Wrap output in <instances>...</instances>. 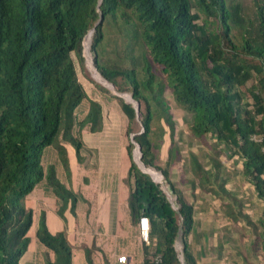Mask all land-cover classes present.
I'll list each match as a JSON object with an SVG mask.
<instances>
[{"label":"trees","instance_id":"16d2710c","mask_svg":"<svg viewBox=\"0 0 264 264\" xmlns=\"http://www.w3.org/2000/svg\"><path fill=\"white\" fill-rule=\"evenodd\" d=\"M91 31L100 73L95 71L114 86L98 80L114 90L96 85L100 101L87 93L78 72L85 68ZM118 93L132 95L139 116ZM116 100L125 135H134L125 178L130 216L135 226L142 217L150 222L144 264H182L180 230L184 264H196L187 250L196 207L155 155L165 149L168 165L178 155L170 142L163 145L165 134L174 143L173 104L189 115L193 137L212 140L216 151L209 153L208 169L190 156L193 177L184 185L192 195H198L199 181L206 194L224 200L220 173L231 168L264 202V0H0V264H20L28 251L34 224L28 198L36 188L49 185L62 217L76 203V194L59 178L70 167L66 146L80 160L83 131L101 132L104 107ZM136 144L144 164L162 172L177 208L134 161ZM258 225L264 229V212ZM37 237L54 252L47 264H73L66 234L49 232L45 212Z\"/></svg>","mask_w":264,"mask_h":264},{"label":"crops","instance_id":"0c3cea01","mask_svg":"<svg viewBox=\"0 0 264 264\" xmlns=\"http://www.w3.org/2000/svg\"><path fill=\"white\" fill-rule=\"evenodd\" d=\"M105 125L104 119L101 132L83 131L85 147L80 160L74 148L66 146L72 176L67 178L62 171L59 178L78 197L74 205L73 202L68 204L63 217L59 214L58 198L46 183L29 196L34 224L29 232L28 251L20 264H47L55 259L54 252L37 237L42 212H45L51 234H66L73 248V264H90L86 249L91 250L93 264H119L118 258L123 255L133 264H144V241L139 227L132 222L128 206L129 187L125 178L130 168V156L127 145L117 146L113 143L114 135H106L107 145L103 146L104 139L101 140L99 135H104ZM231 170L227 169L228 176L232 177L225 179L231 195H226L222 201L206 194L199 181L197 196L192 195L188 185L179 182L184 186L188 200L196 207V224L188 239L192 250L187 248L196 258V264H264V229L258 225L264 202ZM236 201L243 203V208L247 206V214H241ZM233 211L239 216V224L230 219L234 217Z\"/></svg>","mask_w":264,"mask_h":264},{"label":"rangeland","instance_id":"374dc122","mask_svg":"<svg viewBox=\"0 0 264 264\" xmlns=\"http://www.w3.org/2000/svg\"><path fill=\"white\" fill-rule=\"evenodd\" d=\"M244 1H250V0H244ZM114 44L115 43H113V41H112L111 45L114 46ZM84 55H85V59H86L85 60V68L82 69L81 66L78 67L80 80L83 83L85 89L87 90V93L89 95H91L94 99L100 101L99 95L96 94V85L101 87L102 89H105L106 87L101 82L96 80L95 77H98L97 72L94 70V72H95L94 73L95 76H94L92 73L93 70L91 71V67H93L92 64L94 65L93 57L91 59L92 64L90 66L89 65V59L87 57V52H85ZM92 55H93V53H92ZM249 84L251 85L252 83H249ZM107 90L110 91L111 93L112 92L114 93V90H111L109 88ZM119 95L122 96V98L125 101H126L125 96H127V97L129 96L128 99H130V93L119 94ZM120 106L121 105H120L119 101L116 100V101H113L109 106L104 107L105 124H106L105 129H104L105 133H104V135H99L101 140L104 139L102 141L103 146L107 145V142L105 140L106 135H109V136L114 135L116 140L113 143L117 146H122V147H123V145H125V146L128 145V142L131 141V137L134 136L133 134L130 136L125 135L124 131L126 129V119H125L124 114L122 113V111L120 109ZM170 112L173 114V119H174V122L176 125V132L174 134V143H172L169 140L168 134H165V138L163 139V141H164L163 145H164V148H166L167 146H170V143H171V148H173V150H175V151L177 150L178 155H176L177 157L175 158V161H173V163L171 162V165H168L167 160H169V158L165 153V149L163 151H157L155 153V155L157 156V159L159 161V165L163 168L168 167L169 172L173 173V179H172L173 182L175 184H177V182H178L177 185L181 189L183 188V190L185 191L184 186L181 185V183L186 184L188 182V179L193 177L191 165L188 164L189 160H190V156L192 154H195L201 160V164L203 166H205L206 169H208L210 167V162L208 160L210 158L209 153H213L212 155H214L216 151L213 149L214 147L212 145V143H213L212 140L208 141V143L211 144V145H209L206 142H200L198 139H195L193 137L192 133L190 132V130L188 128V122H187L190 117H189V115H187L186 112H184L181 108H179L175 104L172 105ZM160 125H161V123L159 125H157V128H159ZM140 127H141V123L134 124V129H138ZM136 148H137V145H135V147L133 148V157H135V159L137 160L136 155H135ZM175 148H177V149H175ZM177 152H176V154H177ZM72 154H74V152H72ZM218 156H219V159L221 160V162L227 163L228 166H231V163H233L232 161H226V157L224 154L221 155L218 153ZM236 166H237V168L241 167L240 164H236ZM155 170H156V172H158L160 174L161 171H159L157 169H155ZM65 173L67 175V178H71L72 172H71L70 167H69V171L65 170ZM228 174H229V172L227 170L221 171L220 179H222L223 182H221L220 185L221 186L223 185L224 189L229 192V194L227 193L226 195H231L229 185L225 181ZM230 177H232V176H228V178H230ZM162 178H163L162 179L163 180V184H162L163 189H166V191H168V194L172 195L171 196L172 199L174 201H176L175 200L176 196L169 190V187H170L169 184L165 183L164 176H162ZM212 179H214V178L210 177V180H212ZM179 182H181V183H179ZM211 183H212V181H211ZM66 187L70 188V186H66ZM76 197H78V195H76ZM237 203L239 206L238 210L241 212V214H243V212L247 214L248 213L247 207L245 206L246 208L245 207L243 208V203L240 204L239 201ZM233 214H234V217L232 216L230 219L233 221H236V223L239 224V221H238L239 216L237 215V213L235 211H233ZM187 248H188V250H192V248L189 244H187Z\"/></svg>","mask_w":264,"mask_h":264},{"label":"built area","instance_id":"2783aa9c","mask_svg":"<svg viewBox=\"0 0 264 264\" xmlns=\"http://www.w3.org/2000/svg\"><path fill=\"white\" fill-rule=\"evenodd\" d=\"M85 47H86V51H88L90 53V55H91V51H90L91 50V42L89 43V45L87 47L86 40H85ZM91 59H92V56H91ZM157 183H160L162 185L163 184V180L162 181H157ZM164 190L167 193V195H168V197L170 199V202L172 203L174 208H177L176 201H174L172 199L171 195L168 194L166 189H164ZM175 200H176V197H175ZM138 227H139V233H140V236H141L142 240L148 244L149 243L148 242V238H149V232H150L149 219L146 218V217H142ZM176 247H177V251L179 253L180 262L182 264H184V256H183V254H184L183 253L184 252V241H183L182 238L178 239ZM118 262H119V264H133L132 260L126 255L119 256ZM227 264H230V263H227Z\"/></svg>","mask_w":264,"mask_h":264},{"label":"bare ground","instance_id":"6f19581e","mask_svg":"<svg viewBox=\"0 0 264 264\" xmlns=\"http://www.w3.org/2000/svg\"><path fill=\"white\" fill-rule=\"evenodd\" d=\"M91 39H92V36L91 35H89L88 37H87V39H86V44H87V47H88V45H89V43L91 42ZM87 57H88V59H89V65L91 66V55H90V53L87 51ZM92 66H93V64H92ZM93 70V71H92ZM94 70H95V68H94V66L93 67H91V71H92V73H93V75H94ZM98 73V72H97ZM95 76V75H94ZM97 76L98 77H95L97 80H99V81H101L102 83H104L106 86H108L109 88H111V86L109 85V83H107L106 82V80H103V79H101L100 78V76L97 74ZM112 89V88H111ZM129 97V96H128ZM128 97L127 96H125V98L128 100V101H130V99H128ZM139 157H140V154H139V152L138 151H136V158H137V161L139 162ZM142 167V166H141ZM143 169L145 170V171H147L148 173H150V174H152V176L156 179V181H162V176H161V174H159L158 172H156V170L155 169H153V168H148V167H146V168H144V166H143ZM168 192V191H167ZM172 196V195H171Z\"/></svg>","mask_w":264,"mask_h":264},{"label":"water","instance_id":"95a60500","mask_svg":"<svg viewBox=\"0 0 264 264\" xmlns=\"http://www.w3.org/2000/svg\"><path fill=\"white\" fill-rule=\"evenodd\" d=\"M93 32L94 31H91L88 35H87V37L89 36V35H93ZM87 37H86V39H87ZM96 68V67H95ZM96 70H97V68H96ZM104 78V77H103ZM105 79V78H104ZM106 80V79H105ZM106 82H108L107 80H106ZM109 83V82H108ZM109 85L111 86V88L113 89L114 88V86L112 85V84H110L109 83ZM126 102L127 103H130V104H133V106H134V108L136 109V112H137V116H139V112H140V104L138 103V102H136V101H134V99H133V97H132V95H130V101H128L127 99H126ZM133 138H134V136H133ZM134 140V139H133ZM137 145V148H136V151H138L139 152V154H140V157H139V162L135 159V157H134V160L136 161V163L139 165V167L142 169V171H144L145 173H148L147 171H145L144 169H143V166H144V168H146L147 166L144 164V162L142 161V150H141V146L139 145V144H136ZM135 155H136V153H135ZM142 166V167H141ZM153 169H155V168H153ZM148 174H150V173H148ZM160 174L163 176V174H162V172H160ZM151 176H152V174H150ZM152 178H153V180L154 181H156V179L152 176ZM157 182V181H156ZM182 236V230H180V235H179V238H182L181 237Z\"/></svg>","mask_w":264,"mask_h":264},{"label":"clouds","instance_id":"9594fccd","mask_svg":"<svg viewBox=\"0 0 264 264\" xmlns=\"http://www.w3.org/2000/svg\"><path fill=\"white\" fill-rule=\"evenodd\" d=\"M93 36V35H92ZM86 40V39H85ZM91 43H92V39H91ZM91 51V50H90ZM85 52H87L86 51V47H85ZM91 56L93 57V55H92V51H91ZM94 67H95V65H93ZM96 69V68H95ZM98 71V70H97ZM134 158V157H133ZM149 168V167H148ZM152 177V176H151Z\"/></svg>","mask_w":264,"mask_h":264}]
</instances>
